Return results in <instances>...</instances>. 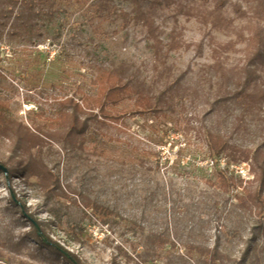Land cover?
<instances>
[{"label": "rangeland", "instance_id": "obj_1", "mask_svg": "<svg viewBox=\"0 0 264 264\" xmlns=\"http://www.w3.org/2000/svg\"><path fill=\"white\" fill-rule=\"evenodd\" d=\"M53 1L56 11L33 23L31 42L7 31L0 35L3 111L44 138L30 148L29 138L0 133V156H23L33 166L10 183L0 173V264H69L33 237L11 192L47 236L84 264H264V215L255 213L254 193L260 188L255 174L244 180L246 189L226 190L220 170L206 166L212 156L208 133L229 142L230 152L223 156L230 164L241 162L243 152L264 153V100L233 97L250 71L255 72L251 91L264 86L262 59L247 48L251 27L264 26V15L251 11L257 1L238 0L244 16L229 4L221 16L232 25L207 29L179 15L174 4H153L161 44L144 26L122 28L119 11L135 13L130 0ZM175 17L180 42L191 47L167 55ZM111 69L160 101L161 111L140 113L134 100L108 108L113 119L84 111L78 115L80 126L86 121V133L80 127L66 137L72 128L54 120L72 113L67 98L85 106V98L97 94L96 77ZM93 202L112 214L87 207ZM158 237L170 242L161 245ZM197 246L216 249L222 261L212 262Z\"/></svg>", "mask_w": 264, "mask_h": 264}, {"label": "trees", "instance_id": "obj_2", "mask_svg": "<svg viewBox=\"0 0 264 264\" xmlns=\"http://www.w3.org/2000/svg\"><path fill=\"white\" fill-rule=\"evenodd\" d=\"M249 3L251 1H257L256 8H251L256 15H264V0H244ZM191 2L197 4L180 3L179 0H130V3H135L137 6L135 8V13L126 11V9H121L119 11V17L122 19V28L127 29L131 24L138 26H144L148 29L149 34H151L155 41L158 44H161V39L155 35L156 27V7L153 4L161 5L166 3L167 5H176L177 13L179 15L186 16L187 18L196 19L201 23L205 29L211 25L213 28L221 27L225 24L232 25V20L227 17L221 16V13L229 5L235 7L236 12L240 16H244L247 13L242 10L239 1L237 0H199V3H196L195 0ZM213 5V8L209 10V5ZM55 4L53 0H0V35L7 31L9 37L15 36H24L27 37V40L30 42L34 39L30 37V34H33L37 29H35L34 24L36 20L42 16L50 17L54 14ZM113 10L117 13L118 8L113 6ZM42 13V14H40ZM44 14V15H43ZM26 20V24H25ZM175 27L172 28V37L173 39L168 42L166 53L167 55L173 51H179L182 47L189 49L191 44L184 42L181 43L182 31L178 28V18H174ZM25 26V27H24ZM252 34L248 37V46L247 48L254 49L258 52L257 55L262 59L264 64V26L256 24L251 27ZM243 41L247 39L241 34ZM198 51L203 52V44L200 42L198 45ZM230 49H233L235 46L232 43H229ZM213 53L218 55L220 53L218 48H213ZM217 68L223 73V68L220 60V57L217 58ZM246 67V66H245ZM246 70V68H244ZM224 74V73H223ZM255 72L250 71L246 78L244 79L245 87L241 90L233 92V97L235 99L241 100H250L253 103H260L264 100V86L258 88L257 90H252V84L254 81ZM97 86V94L95 96H87L85 98V106H82L75 98H67L65 105H69L73 108L72 113H61L58 117L55 118L54 122L57 125H62L64 128L70 126L72 129L67 132L66 137H71L75 134L76 130L80 127V132L86 133V121H85V130L83 125H81L79 113L81 112H98L100 116L105 119H113V115L108 110L110 107L118 106L126 100H134L135 109L140 112H159L160 101H154L149 98L144 92L135 88L130 79H126L124 74L117 70H105L100 73L93 82ZM250 88V89H249ZM247 90V91H246ZM249 90V91H248ZM3 104L0 103V133L3 136L11 133L15 136L17 140H23L25 137L30 141V148H34L41 145V141H44L43 136L35 134L31 128L22 125L21 123H16L12 118L7 116L3 111ZM35 130V129H34ZM53 137L60 138L55 134ZM13 140V137H11ZM209 147L212 153L210 159H219L224 157L223 154L230 152L229 142L223 137L214 134H207ZM21 142V141H20ZM29 147L26 149V153L30 150ZM21 157L19 160L16 158ZM243 159L241 162H249L251 166L252 174H255V180L259 181L260 188L254 193V199L257 204L256 215H264V153H261L258 150L243 152ZM234 161H237V158H233ZM251 159L253 162H250ZM30 160V159H29ZM230 164V162L228 161ZM236 163V162H235ZM0 164L8 169V180L10 181L17 175L23 176L25 173L33 171V166L30 162L24 160L23 156L14 157H2L0 156ZM258 169V172L257 170ZM0 173H3L0 171ZM219 177L224 189H229V187L244 188V180L237 178L229 174V171L220 170ZM249 193V191H247ZM11 202L17 207L19 214L24 218L28 219L31 224V234L33 237L41 244L54 248L62 257L69 262V264H84L80 258L74 253L69 252L63 248L58 243L54 242L49 236H47L42 228V223L35 218L34 215L29 214L28 209L25 204L16 197L14 192H11ZM243 201V199H241ZM87 207L91 208L98 214L106 215L107 217L112 214V211L109 207L99 204L98 202H93L91 205L87 204ZM46 241V242H45ZM155 241H160L161 245H165L167 240L163 238H156ZM154 241V243H155ZM202 255L208 256L209 259L217 263L222 261V255L216 251V249H207L200 246L195 247Z\"/></svg>", "mask_w": 264, "mask_h": 264}, {"label": "built area", "instance_id": "obj_3", "mask_svg": "<svg viewBox=\"0 0 264 264\" xmlns=\"http://www.w3.org/2000/svg\"><path fill=\"white\" fill-rule=\"evenodd\" d=\"M200 165L203 164L201 163ZM206 166L209 168H217L219 170L227 169L229 174L243 180H250L251 175H253L249 162L229 164L224 157L219 159H210L206 163Z\"/></svg>", "mask_w": 264, "mask_h": 264}, {"label": "water", "instance_id": "obj_4", "mask_svg": "<svg viewBox=\"0 0 264 264\" xmlns=\"http://www.w3.org/2000/svg\"><path fill=\"white\" fill-rule=\"evenodd\" d=\"M0 171L3 172V174L8 177V169L0 164Z\"/></svg>", "mask_w": 264, "mask_h": 264}]
</instances>
